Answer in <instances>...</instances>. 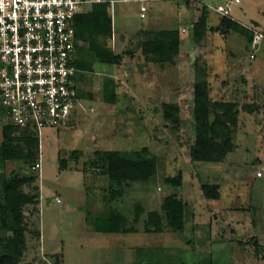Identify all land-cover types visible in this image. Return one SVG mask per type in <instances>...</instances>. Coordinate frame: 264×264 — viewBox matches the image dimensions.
Returning <instances> with one entry per match:
<instances>
[{"label": "rangeland", "instance_id": "rangeland-1", "mask_svg": "<svg viewBox=\"0 0 264 264\" xmlns=\"http://www.w3.org/2000/svg\"><path fill=\"white\" fill-rule=\"evenodd\" d=\"M155 2L111 4L110 32L96 28L91 17L81 19L79 58L92 66L77 75L76 117L42 129L40 139L30 133L29 144L21 140V148L7 153V173L37 176L21 190L33 196L39 187L40 197L22 207L27 248L18 264H264V40L251 56L246 36L224 30L223 15L213 8L204 15L202 8V2L227 4L232 18L264 30V0ZM92 29L120 55L118 62L93 59ZM172 29L181 37L173 60L144 52V42ZM200 69L212 100L239 107L235 150L219 162L191 155ZM177 108V120L168 118V109ZM143 148L157 158L147 180L118 184L101 173L100 152ZM37 161L40 170L32 169ZM179 174L180 185L166 182ZM206 184L218 190L217 198L206 195ZM172 193L186 203V228L163 222L162 230H147L149 214L162 215ZM107 215L122 218L120 228L127 230H97V219Z\"/></svg>", "mask_w": 264, "mask_h": 264}, {"label": "trees", "instance_id": "trees-1", "mask_svg": "<svg viewBox=\"0 0 264 264\" xmlns=\"http://www.w3.org/2000/svg\"><path fill=\"white\" fill-rule=\"evenodd\" d=\"M202 4L203 13L207 15L210 8L207 3L202 2ZM110 8V2H94L92 9L81 15L91 17L94 26L100 31L110 32L113 27ZM221 24L225 28L224 30H234L246 36L251 44L254 31L247 25L227 15H223ZM92 32L94 34L89 38V42L93 59L107 64L118 62L120 55L99 38V33L93 29ZM160 34L161 36L158 38L144 42V52L154 53L161 61H171L180 48L179 31L177 29L164 30ZM249 49L251 50V45ZM77 66L88 69L91 68L92 63L77 59ZM109 79L111 84L115 82L114 77H109ZM194 93L196 141L191 147L192 158L198 161H222L236 147L234 134L239 123L238 103L210 98L205 69H200L197 74ZM168 107L171 109L170 105ZM249 107L248 104L244 105V108L250 109ZM170 109L167 111L168 118L177 120L178 108ZM2 129V140L0 141V231L3 233L0 235V264H18L27 248V228L22 217V207L28 202L39 203L40 197L39 187H36V193L33 196L27 195L21 190L22 185L31 184L37 176H22L15 171L11 174L7 173V153L21 148V140L25 139L29 144L30 133L34 132L11 125H5ZM99 161L102 167L101 173L109 175L112 181L118 184L147 180L157 170V158L149 156L146 148L131 151L104 150L99 153ZM166 182L171 185H180L182 176L180 174L169 176L166 178ZM203 188L208 197L217 198L219 196L216 188L207 184ZM162 208L163 214L160 216L155 212L149 214L145 222L147 230L160 231L163 229V222L177 231H183L186 228V203L180 196L175 193L169 194L165 197ZM114 218L115 215L98 218L96 221L97 230L110 232L127 230L125 227L120 228L124 223L122 218Z\"/></svg>", "mask_w": 264, "mask_h": 264}, {"label": "built area", "instance_id": "built-area-1", "mask_svg": "<svg viewBox=\"0 0 264 264\" xmlns=\"http://www.w3.org/2000/svg\"><path fill=\"white\" fill-rule=\"evenodd\" d=\"M105 1L118 0H0L1 126L31 130L40 139L42 129H58L74 120L80 101L81 69L76 63L80 15L85 5ZM207 5L231 16L227 4ZM249 28L254 31L251 56H255L264 30ZM32 169L40 170L41 161Z\"/></svg>", "mask_w": 264, "mask_h": 264}, {"label": "crops", "instance_id": "crops-1", "mask_svg": "<svg viewBox=\"0 0 264 264\" xmlns=\"http://www.w3.org/2000/svg\"><path fill=\"white\" fill-rule=\"evenodd\" d=\"M147 1H150V2H152V1H156V2H159L160 0H140V2H147ZM155 2V3H156ZM93 4L94 3H90V4H88V5H85V7H84V12L83 13H87V12H89L90 11V9H92V6H93ZM146 5V4H145ZM152 5V4H151ZM150 5V6H151ZM150 6L148 7L149 9H150ZM153 6V5H152ZM148 9H146L145 11H147ZM112 16H113V13H112ZM141 16L142 17H144V16H147V14H145L144 13V11H142V9H141ZM81 19H85V17H83L82 15H80V27H79V30H82L81 28H82V22L83 21H81ZM113 25H114V21H113ZM148 26V25H147ZM140 30V29H139ZM140 32H141V30H140ZM115 38H116V33H115ZM79 39H80V42H79V45H78V47H77V51H76V63H77V59H79V60H84V61H87V60H85V59H80L79 58V54H80V51H81V46H82V31L81 32H79ZM89 42V41H88ZM90 43V42H89ZM80 68V67H79ZM81 69V71H80V75H83L82 73L83 72H85V71H87L88 69H90V68H88V69H85V68H80ZM79 80H80V78H79ZM1 126V125H0ZM3 127V126H2ZM66 169V168H65ZM78 170V169H77Z\"/></svg>", "mask_w": 264, "mask_h": 264}]
</instances>
